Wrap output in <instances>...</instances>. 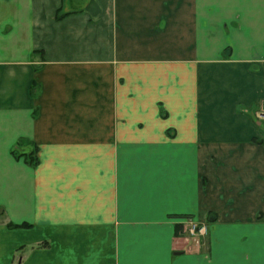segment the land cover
<instances>
[{
  "label": "crops",
  "instance_id": "1",
  "mask_svg": "<svg viewBox=\"0 0 264 264\" xmlns=\"http://www.w3.org/2000/svg\"><path fill=\"white\" fill-rule=\"evenodd\" d=\"M262 100L264 0H0V264H264Z\"/></svg>",
  "mask_w": 264,
  "mask_h": 264
},
{
  "label": "trees",
  "instance_id": "2",
  "mask_svg": "<svg viewBox=\"0 0 264 264\" xmlns=\"http://www.w3.org/2000/svg\"><path fill=\"white\" fill-rule=\"evenodd\" d=\"M63 14H57L56 18H60L62 17ZM257 142L259 143H264V139H255ZM32 143L30 140L23 138L20 139L17 144L13 147L12 149V153L17 157V158H21L24 157L25 161L31 165V166H37L40 162L39 156H38V144L33 143V149L31 151H23L22 148L24 145ZM1 214V213H0ZM24 225H29V224H13V223H9L8 226L10 227H17V226H24Z\"/></svg>",
  "mask_w": 264,
  "mask_h": 264
},
{
  "label": "built area",
  "instance_id": "3",
  "mask_svg": "<svg viewBox=\"0 0 264 264\" xmlns=\"http://www.w3.org/2000/svg\"><path fill=\"white\" fill-rule=\"evenodd\" d=\"M256 115L259 118H264V100L259 103L258 109L256 110ZM183 230L191 235L197 233L206 234L207 227L205 225H199L197 222L190 220L185 223V225L183 226Z\"/></svg>",
  "mask_w": 264,
  "mask_h": 264
}]
</instances>
